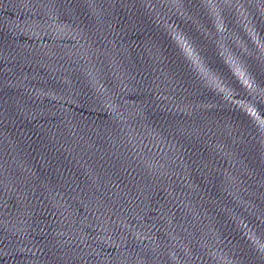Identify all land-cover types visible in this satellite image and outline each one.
I'll return each instance as SVG.
<instances>
[{
	"label": "water",
	"instance_id": "95a60500",
	"mask_svg": "<svg viewBox=\"0 0 264 264\" xmlns=\"http://www.w3.org/2000/svg\"><path fill=\"white\" fill-rule=\"evenodd\" d=\"M0 264H264V0H194L1 106Z\"/></svg>",
	"mask_w": 264,
	"mask_h": 264
},
{
	"label": "clouds",
	"instance_id": "9594fccd",
	"mask_svg": "<svg viewBox=\"0 0 264 264\" xmlns=\"http://www.w3.org/2000/svg\"><path fill=\"white\" fill-rule=\"evenodd\" d=\"M193 72L195 77V70L190 69ZM117 119H120L119 117ZM121 127L119 129L120 136L122 137L120 141V146L124 149L127 154V161L130 164L138 165L141 162V157L144 155V152L141 151L143 149L146 152L151 153L152 146L150 143L141 142L139 147L136 144H133L131 139H129V135L131 132L136 131L135 123L130 121H121ZM115 126V125H114ZM158 153H153V155H157Z\"/></svg>",
	"mask_w": 264,
	"mask_h": 264
}]
</instances>
